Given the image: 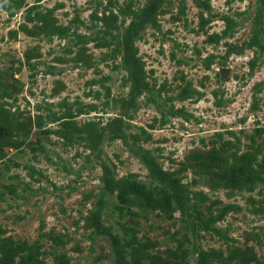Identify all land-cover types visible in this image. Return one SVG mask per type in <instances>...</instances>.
<instances>
[{
    "label": "rangeland",
    "instance_id": "374dc122",
    "mask_svg": "<svg viewBox=\"0 0 264 264\" xmlns=\"http://www.w3.org/2000/svg\"><path fill=\"white\" fill-rule=\"evenodd\" d=\"M0 264H264V0H0Z\"/></svg>",
    "mask_w": 264,
    "mask_h": 264
},
{
    "label": "trees",
    "instance_id": "16d2710c",
    "mask_svg": "<svg viewBox=\"0 0 264 264\" xmlns=\"http://www.w3.org/2000/svg\"><path fill=\"white\" fill-rule=\"evenodd\" d=\"M145 161H146L147 163H149L150 165H152V166L157 170V172L160 173V171L157 169L158 166H157V164L155 163V159H154V158H152V157H150V156L148 155V156H145Z\"/></svg>",
    "mask_w": 264,
    "mask_h": 264
}]
</instances>
